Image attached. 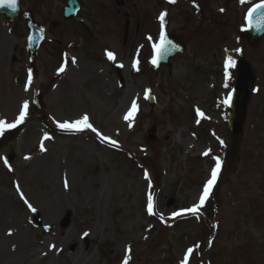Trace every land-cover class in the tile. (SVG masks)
<instances>
[{"label": "rangeland", "instance_id": "obj_1", "mask_svg": "<svg viewBox=\"0 0 264 264\" xmlns=\"http://www.w3.org/2000/svg\"><path fill=\"white\" fill-rule=\"evenodd\" d=\"M161 1L151 3L159 14L168 10ZM82 2L77 19L64 24L62 2L33 3L50 31L34 54L24 16L10 26L0 18V121L15 122L29 105L24 123L0 135V264H193L197 257L203 264H264V39L255 50L244 45L241 14L229 7L219 15V0L209 4L201 34L198 17L178 7L169 32L187 39L188 52L171 73L144 66L140 74L134 65L151 26L141 28L138 9L129 4L120 18L111 4L92 17L89 0ZM31 4L21 0L25 15ZM160 26L158 19L154 35ZM243 54L257 79L243 134L233 139L224 104L234 81L226 64ZM133 102L138 112L127 121ZM85 115L100 136L58 126ZM153 127L157 140L149 141ZM217 158L221 180L206 202L217 192L219 205L202 224L204 205L195 216L188 210L199 205ZM210 225L213 240L203 229Z\"/></svg>", "mask_w": 264, "mask_h": 264}, {"label": "snow or ice", "instance_id": "obj_2", "mask_svg": "<svg viewBox=\"0 0 264 264\" xmlns=\"http://www.w3.org/2000/svg\"><path fill=\"white\" fill-rule=\"evenodd\" d=\"M176 0H169V3H175ZM10 8V9H15L16 7V0H0V8ZM223 11V10H221ZM260 13V18L259 20L255 23V27L257 29L260 28H264V3H259L256 4L254 7H252L250 9V11L247 13V17H248V22L250 26H253V16L254 14ZM167 16V13H162L159 17L161 24L163 26V22L165 17ZM149 39H151V37H149ZM166 44H170V41H168L166 35H161L160 37V44L159 45H154L153 47L156 49L157 53H159L162 49H164ZM107 56L109 59L114 60L115 56L112 52H107ZM72 63H76L75 59L73 58ZM138 61H137V65H138ZM152 63L155 65L158 63L157 60H153ZM121 67H123V65H120ZM136 65H134L135 67ZM236 67V61L233 60L231 57L228 58L227 64H226V68H234ZM137 70L138 67H137ZM61 72L64 71V68L60 69ZM227 78L231 79V76L229 74H227ZM227 87V85H225ZM226 103H228L229 105H231V97L228 98L227 101H225ZM28 108L29 105L27 103H24L23 107H22V111L18 117V119L13 122V123H5L3 121H0V135L3 134V132L5 131V129H12V128H16L18 124H22L24 123L25 119L28 116ZM138 112V105L133 102L131 105V108L129 110V112L125 115L124 119L127 121H131L134 119V117L136 116ZM201 115H203L201 113ZM59 128H61L62 130L65 131H83L84 129H90L93 132H96L98 136H100L101 134L98 132V130L96 128L93 127V125L91 123H89V117L87 115H85L82 119L77 120L75 123H60ZM46 139H48V137H45ZM103 139H108L107 137H102ZM109 142L113 145L116 144V141H111L109 140ZM221 143H223L221 141ZM208 153H205V155H207ZM26 159H30V157H26ZM5 163H7V161L5 160ZM221 170V162L220 160L217 158V162H216V167L215 169L212 171L211 174V178L208 180L204 190H203V195L200 199L199 205L194 206L193 208L189 209L188 211H190L194 216L197 215L198 212V208L203 206L205 204V201L209 198L212 189L214 187V185L217 182L219 173ZM19 190V188H18ZM21 196L23 197V194L21 193ZM25 203L27 204V200H25ZM31 208V205H28ZM148 212L152 213L153 212V205H152V201H151V197L149 198V203H148ZM33 211H35V209H33ZM175 216H180L181 213L177 212L174 214ZM54 247V246H53ZM192 249L188 250V254L191 255L192 253ZM125 264H127V262H125ZM185 264H187V259L185 260Z\"/></svg>", "mask_w": 264, "mask_h": 264}, {"label": "water", "instance_id": "obj_3", "mask_svg": "<svg viewBox=\"0 0 264 264\" xmlns=\"http://www.w3.org/2000/svg\"><path fill=\"white\" fill-rule=\"evenodd\" d=\"M76 0H69V8L66 10L67 16H72L77 10ZM18 0H16L15 9L7 7L0 8V15H4L9 21L15 19L18 15ZM252 47H256L261 38L264 36V28L260 30H252L245 34ZM239 69V85L235 94V99L232 101V114L230 116V128L233 135L241 133L242 125L245 120L246 106L249 102L250 89L248 87L249 82L253 79V74L249 68V65L245 62H241L238 65ZM35 221L39 223V216H35Z\"/></svg>", "mask_w": 264, "mask_h": 264}, {"label": "flooded vegetation", "instance_id": "obj_4", "mask_svg": "<svg viewBox=\"0 0 264 264\" xmlns=\"http://www.w3.org/2000/svg\"><path fill=\"white\" fill-rule=\"evenodd\" d=\"M206 1L207 0H195L196 3H198L199 5L201 4H206ZM145 2V4H144ZM153 3L155 5H157L159 3V0H142V4L143 5H147L146 8H153V5L151 6V4H148V3ZM111 3L110 0H92L90 1V4H91V7H90V14H96L97 12H102V8L104 9L105 7H107V4ZM99 5V6H97ZM144 8V7H142ZM100 9V10H99ZM155 10H141L139 12L140 14V17L141 19L144 21L146 20H149L150 19V14L153 16V13H154ZM118 13L120 15H122V11H118ZM173 38L175 39V41L177 40L178 41H181L179 38L177 37H174Z\"/></svg>", "mask_w": 264, "mask_h": 264}]
</instances>
